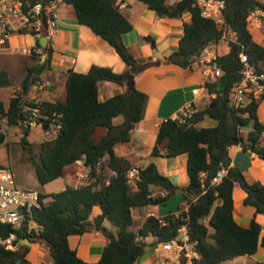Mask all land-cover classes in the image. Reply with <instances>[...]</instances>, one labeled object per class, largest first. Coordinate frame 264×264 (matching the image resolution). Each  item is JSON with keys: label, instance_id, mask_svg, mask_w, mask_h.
<instances>
[{"label": "trees", "instance_id": "obj_1", "mask_svg": "<svg viewBox=\"0 0 264 264\" xmlns=\"http://www.w3.org/2000/svg\"><path fill=\"white\" fill-rule=\"evenodd\" d=\"M75 10L77 22L89 28L106 41L126 65V71L116 73L109 67L93 65L87 73L69 70L66 74V101L49 103L29 99L28 94L49 58L28 69L21 90L15 92L6 109L0 101V119L7 126L20 127L23 136L20 144L30 158L38 163L35 172L42 185H49L64 176L68 166L80 160L90 173V181L78 187L45 195L41 207L32 211L30 226L0 224V237L16 235L17 250H9L0 244V264H32L28 259L29 247L21 244H47L53 264H138L147 248L169 242L179 237V230L186 225L190 243L198 258L193 264H223L241 256H251L264 247L261 227L252 220L248 227L240 226L234 220V188L239 186L246 192L245 206L255 208L264 215V183L249 181L241 169L231 166L229 148L239 146L243 152H250L264 161V124L258 117L261 99H251L242 109L230 104L236 82L241 80L242 64L240 53L247 55L249 62L264 73V45L253 39L248 18L252 12L262 10L261 0H221L224 4L225 24L237 35L228 53L218 59L223 72L219 78L205 83L210 98L205 108L185 123L178 120H164L152 149L153 156L166 158L187 155L189 183L183 187L188 209L178 215L159 218L149 216L138 231L131 229L134 208L165 204L180 190L172 181L158 171L155 163L144 169L138 168L139 180L136 187L128 182V173L133 163L118 157L114 148L131 142L136 124L143 119L146 94L135 84L136 77L143 71L162 63L189 68L193 59L206 47L222 40V29L212 19L201 16L198 0H183L170 4L169 0H140L161 18L182 19L190 13L192 20L183 26L179 49L163 60L135 58L127 48L123 35L132 31L131 22L116 5V0H64ZM144 40L156 48L155 40L145 36ZM50 55V47H43ZM112 82L126 88L125 93L116 94L106 101L99 100V85ZM11 86L9 74L0 69V88ZM123 117L121 124L113 119ZM208 116L217 121L213 127H199ZM35 122L46 130H54L55 137L43 140L39 154H34L32 144L27 141L31 123ZM99 128L106 130L100 141L95 140ZM7 135L0 127V148L8 146ZM222 166L227 173L218 184L214 183ZM0 168H5L0 166ZM159 188L163 194H154ZM191 197V198H190ZM50 198L49 202L46 199ZM99 214L91 221L95 208ZM110 222L117 233L105 227ZM102 232L107 239L101 259L96 263L82 260L69 245V238L88 232ZM143 237L138 243L136 238ZM148 239H151L148 241ZM181 264H188L185 257ZM257 264H264L259 262Z\"/></svg>", "mask_w": 264, "mask_h": 264}, {"label": "crops", "instance_id": "obj_2", "mask_svg": "<svg viewBox=\"0 0 264 264\" xmlns=\"http://www.w3.org/2000/svg\"><path fill=\"white\" fill-rule=\"evenodd\" d=\"M119 3L125 4V7L120 10L133 27L131 32L123 35V39L135 58H152L154 61H161L179 49L183 26L192 20L190 13H185L182 19L175 20L159 17L140 0H116L117 6ZM262 20L264 22V14H262ZM77 21L75 10L63 0L58 9L56 31L51 40L46 43V46L51 49L50 55L43 50V46L40 44L42 37L29 35V33L14 34L6 41L5 45L0 44V69L5 70L11 79L10 87L0 88V101L6 109L9 108L10 100L15 92L21 90L28 69L39 63L38 58L40 63L49 58V64L41 71L39 80L35 82L28 94L29 99L37 102H65L66 74L69 70H74L76 73H87L93 65H98L99 67H109L116 73L126 71L125 63L111 45ZM251 33L257 43L264 45V30L255 29ZM145 36L155 40L156 48L144 40ZM229 51L225 43H220L221 56ZM33 53L38 58H34ZM205 74L202 69L194 67V65L182 68L178 65L162 63L143 71L136 77V87L146 94L144 116L136 124L131 142L117 145L114 148L115 153L118 157L128 158L136 168L144 169L149 164L155 163L158 166V171L168 177L174 185L180 187V190L172 195L165 204L134 208L131 227L134 231H138L149 216L164 218L168 215H178L184 208L188 209L187 198L182 190L189 183L186 170L187 155L166 158L165 156H153L151 152L156 143L159 126L164 120H174L189 104H192L197 111H201L209 99L215 96L203 87L206 80ZM196 89L201 90L199 96L193 93ZM125 91L126 88L119 84L102 82L99 85V100L106 101L116 94L125 93ZM258 117L264 124V101L259 104ZM122 122L123 117L119 116L113 119L115 125ZM216 125L217 121L208 116L198 124L199 127ZM0 127L1 130L9 131L4 132L6 135L10 134L11 128H14H9L5 119H0ZM18 129L21 131L20 133H23L20 127ZM105 133L106 130L104 135ZM229 155L231 166L241 169L249 181L264 183V161L261 158L253 153L243 152L239 146L230 147ZM78 186L80 183L75 185V187ZM65 187L67 186L47 191L39 190V192L49 195L63 190ZM154 194H163V192L157 188ZM246 195L243 189L235 186L234 220L242 227H248L252 220L256 221L261 227L260 239L262 240L264 237V215L256 213L255 208L243 204ZM99 212L98 207L94 209L90 217L91 221ZM104 225L117 233V229L110 222L105 221ZM150 240L148 239V241ZM24 244L29 247L27 259L32 264H53L47 244L43 242L28 244L26 241ZM106 244L105 235L98 231L69 238L70 247L77 252L82 260L90 263H96L101 259ZM243 257L247 256H241L223 264L230 261L238 263ZM250 257L254 264L263 262L264 247L260 246L258 252ZM138 264H157L156 254L151 248L146 249L145 255L138 261Z\"/></svg>", "mask_w": 264, "mask_h": 264}, {"label": "built area", "instance_id": "obj_3", "mask_svg": "<svg viewBox=\"0 0 264 264\" xmlns=\"http://www.w3.org/2000/svg\"><path fill=\"white\" fill-rule=\"evenodd\" d=\"M183 0H169L170 4H176ZM63 0H0V44L6 43L14 34L29 33L49 42L56 31V20L58 19V9ZM224 3L221 0H198L197 7L202 17L214 20L222 29V40L214 43L200 52L193 59L194 67L202 69L206 74V80L203 84L215 78H219L223 72L218 64L220 55V43H225L226 47L231 49V44L237 41V35L229 29L223 19ZM125 4L119 3L118 8H124ZM262 10H256L248 18L250 27L262 26ZM242 64L241 80L236 82L231 94L230 104L235 109H242L251 99H261L264 96V73L259 72L257 68L249 62L246 54L240 53ZM206 88V87H205ZM199 89L193 91L194 95H200ZM198 111L192 104L187 105L174 120L179 123H185L193 119ZM35 122L31 126H36ZM41 127V125H38ZM49 136L52 130H46ZM55 137V134L54 136ZM81 168L80 185L87 184L91 177L85 161L80 160L75 163ZM227 168L222 166L218 172L215 184H218L226 175ZM138 168H132L128 173V182L136 187L139 180ZM45 201L41 198V192L37 190L24 189L17 183L13 172L7 168H0V224L13 227L23 226L26 222L30 226L32 211L41 207ZM159 221L165 224V220L159 218ZM179 237L169 242L154 245L151 249L156 254L157 264H181L185 257L188 264H193V259L198 258L197 253L190 243L188 228L184 225L179 230ZM16 235L11 233L7 238L0 237V244L5 245L9 250H17L18 244ZM136 242L143 243V237H137ZM24 241L21 242L23 244Z\"/></svg>", "mask_w": 264, "mask_h": 264}, {"label": "rangeland", "instance_id": "obj_4", "mask_svg": "<svg viewBox=\"0 0 264 264\" xmlns=\"http://www.w3.org/2000/svg\"><path fill=\"white\" fill-rule=\"evenodd\" d=\"M250 28L251 32H254L255 29L264 30L263 20L262 26L260 28L256 26H251ZM2 131L6 133L9 132L8 130ZM53 131V134L48 136L40 126L31 127V130L27 137V141L32 144V150L34 154H39L40 144L43 140H49L53 138L55 134ZM20 132L21 131L18 129V127L11 128L10 134H7L8 146L0 148V165L7 169H10L13 172L19 186L24 189L47 191L51 189H58L59 187L63 186L75 187V185L80 183L81 180L79 175L81 173V170L78 166L72 165L65 168L64 176L61 179L49 184L48 186L42 185L39 182L35 172V166L39 162L38 158L35 160L31 159V155L23 150L20 144V138L23 136V133ZM104 132L105 129H98L95 135V140L100 141L102 136L104 135ZM49 201L50 199L46 200V202ZM227 264H254V262L252 257L247 256L240 259L238 263H232V261H230Z\"/></svg>", "mask_w": 264, "mask_h": 264}, {"label": "water", "instance_id": "obj_5", "mask_svg": "<svg viewBox=\"0 0 264 264\" xmlns=\"http://www.w3.org/2000/svg\"><path fill=\"white\" fill-rule=\"evenodd\" d=\"M46 43H48V41H47V39L46 38H42L41 40H40V44L43 46V47H45L46 46ZM24 241H26V242H28V244H30V241L29 240H24ZM23 245H25L24 243H23Z\"/></svg>", "mask_w": 264, "mask_h": 264}]
</instances>
